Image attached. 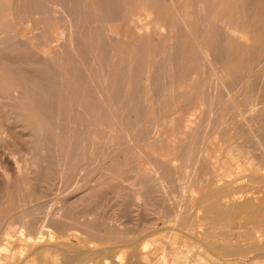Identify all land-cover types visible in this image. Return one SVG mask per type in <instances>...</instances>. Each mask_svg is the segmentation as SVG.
I'll use <instances>...</instances> for the list:
<instances>
[{"label": "rangeland", "instance_id": "374dc122", "mask_svg": "<svg viewBox=\"0 0 264 264\" xmlns=\"http://www.w3.org/2000/svg\"><path fill=\"white\" fill-rule=\"evenodd\" d=\"M212 1L0 0V42L11 45L0 88L36 79L37 117L54 127L44 154L12 149L0 132V152L8 145L28 163L26 175L0 181V264L264 263V238L245 258L228 253L238 242H221L264 233V0H223L219 22ZM19 31L47 62L14 49ZM235 195L259 204L243 230L236 216L207 214ZM22 225L44 242H20ZM180 239L185 259L171 248Z\"/></svg>", "mask_w": 264, "mask_h": 264}, {"label": "bare ground", "instance_id": "6f19581e", "mask_svg": "<svg viewBox=\"0 0 264 264\" xmlns=\"http://www.w3.org/2000/svg\"><path fill=\"white\" fill-rule=\"evenodd\" d=\"M188 1V0H187ZM229 1V0H228ZM226 2L227 1H225V3L223 2V0L221 1H219V2H215L216 4H217V12H216V14H215V16L218 18L217 19V21L219 20V16H221V14L223 13V11H225V8H226ZM188 3V2H187ZM212 3H214V1H212ZM214 3V4H215ZM185 5H187V4H185ZM187 6H190V5H187ZM191 6H193V5H191ZM230 6V5H229ZM206 10V9H205ZM181 12H182V10H181ZM191 12H192V10H191ZM153 13V12H152ZM207 13V12H206ZM214 13H215V11H214ZM213 13V14H214ZM196 15V14H195ZM184 16V15H183ZM211 16H212V14H211ZM31 17H32V15H31ZM171 17H173V16H171ZM205 17V16H204ZM180 18V17H179ZM184 18V17H183ZM24 19V18H23ZM173 19V18H172ZM222 19V18H221ZM5 20V19H4ZM164 20H165V18H164ZM222 20H224V19H222ZM31 21V20H30ZM157 21V20H156ZM165 22V21H164ZM169 22V21H168ZM192 22V21H191ZM219 22V21H218ZM6 23H7V21H6ZM221 24V23H220ZM227 24V23H226ZM226 24H224V25H226ZM229 24V23H228ZM209 25V24H208ZM16 26V25H15ZM215 26V25H214ZM222 26V25H221ZM148 27H150V26H148ZM216 27V26H215ZM233 26L231 25V28H232ZM14 28V27H13ZM116 28V27H115ZM114 28V29H115ZM119 28V27H118ZM128 28V27H127ZM126 28V29H127ZM183 28V27H182ZM187 28V27H186ZM17 29V28H16ZM141 29V28H140ZM2 30V29H1ZM142 31V30H141ZM144 31V30H143ZM148 31H149V29H148ZM163 31V30H162ZM5 32V31H4ZM161 32V31H160ZM164 32V31H163ZM162 32V33H163ZM173 32V31H172ZM240 32V31H239ZM20 31H19V34H17V35H14V37H13V47H14V49L15 50H22V49H24L25 51H26V53H27V59L28 60H30V62H31V64H39V63H44V62H47V60H48V58H46V56H45V58L44 59H42V56L43 55H41V53H40V51H39V48L34 44V42H32L31 41V39H25L24 37H22V36H20ZM55 34V33H54ZM166 34H168V32L166 33ZM227 34V33H226ZM232 34V33H231ZM234 34V33H233ZM56 35V34H55ZM55 35H53V36H55ZM121 35V34H120ZM124 35V34H123ZM239 36H240V34H238ZM242 36V35H241ZM30 37V36H29ZM56 37V36H55ZM150 37V36H149ZM243 37V36H242ZM134 38V37H133ZM154 38V37H153ZM147 39V38H146ZM240 39V38H239ZM133 40H135V39H133ZM138 40V39H137ZM140 40V39H139ZM244 40V39H243ZM38 41V40H37ZM47 41V40H46ZM54 41V40H53ZM52 41V42H53ZM11 42V41H10ZM37 43V42H36ZM48 43V42H47ZM73 43V42H72ZM40 44V43H39ZM51 44V43H50ZM53 45L54 44H56V43H52ZM59 44V43H58ZM49 45V44H48ZM10 46L11 45H9L8 43H4L3 41L2 42H0V59L1 60H6L7 59V50L10 48ZM56 46V45H55ZM12 47V48H13ZM50 47H51V45H50ZM49 47V48H50ZM54 47V46H53ZM154 47V46H153ZM226 47V46H225ZM55 48V47H54ZM51 49V48H50ZM58 49V48H57ZM56 49V50H57ZM60 49V48H59ZM48 50V49H47ZM54 52V51H53ZM62 52V51H61ZM49 53V52H48ZM51 53V52H50ZM25 56V55H24ZM20 58V57H19ZM18 58V59H19ZM13 60H15V59H13ZM69 64V63H68ZM43 67V66H42ZM43 69V68H42ZM25 70V69H24ZM41 70V69H40ZM43 70H45V69H43ZM1 71V70H0ZM34 76H35V74H34ZM34 78H37L36 76L34 77ZM49 84V83H48ZM92 90H94V89H92ZM43 91H42V89H41V87L39 86V84H38V82L36 81V79H32V81H31V84L29 85V86H17V87H13V88H9V89H4V90H2L1 88H0V108H1V112H0V132H3V134L4 135H8L9 137V139L11 140V141H9L10 142V144H11V142L13 143V146H12V149H13V147H14V145H15V147H18V146H20V148H18L19 150H21V152H23V150H24V148H26L25 146H30V151H31V154L34 152V151H38L39 153H42V154H44V153H47V152H49V148H48V144H46L45 143V140H44V138H51V134L54 132V127H53V123L51 122L52 121V118H50L49 119V116H48V118H47V120L46 121H44L45 120V118H44V122H46V124L45 123H42V122H40L39 121V119H38V117H37V111L40 109V103H41V101H40V97L42 98V96H43ZM49 93L50 92H47V94H48V97H49ZM47 97V96H46ZM31 100V103H30V105L28 106V110L27 111H23V112H21V110L18 108V104L20 103V102H22L23 100ZM46 99V98H45ZM44 99V100H45ZM50 99V98H49ZM46 102H48V101H46ZM51 102V101H50ZM99 103V102H98ZM100 104V103H99ZM104 105V104H103ZM19 106H20V104H19ZM31 106V107H30ZM47 106H48V104H47ZM81 106V105H80ZM84 107V106H83ZM100 107H98V109H99ZM235 108V107H234ZM238 108V107H237ZM86 110V109H85ZM104 111V110H103ZM101 111H99V113H100ZM53 114V113H52ZM49 115V114H48ZM101 117V116H100ZM98 122V121H97ZM189 122H191V121H189ZM58 124H60V122L58 123ZM66 124V123H65ZM62 125H64V124H62ZM192 125V124H191ZM61 126V125H60ZM61 127H64L63 128V130L65 129V126H61ZM60 127V128H61ZM69 127V126H68ZM101 127V126H100ZM166 127V126H165ZM58 128V127H57ZM56 128V129H57ZM60 128H58L59 130H60ZM70 128V127H69ZM1 130H3V131H1ZM103 130V129H102ZM187 130V129H186ZM62 131V130H61ZM64 132V131H63ZM96 132V131H95ZM3 135V136H4ZM141 137V136H140ZM6 138V137H5ZM113 138V137H112ZM106 139V138H105ZM2 140V139H1ZM3 140H4V138H3ZM7 140V139H6ZM216 140V139H215ZM217 141V140H216ZM111 142V141H110ZM48 143V142H47ZM6 144V143H5ZM8 144V143H7ZM111 144V143H110ZM85 145V144H84ZM94 145V144H93ZM8 146V145H7ZM7 146H6V148H4V152L2 151V156H1V158H0V181H13V180H15V178H17V175L18 176H24V175H26L27 174V172H28V163H26L27 161H24V160H21V159H19V157L17 156V154H15V152H13L12 150H10V149H8L7 148ZM111 146V145H110ZM1 147V146H0ZM235 147V146H234ZM2 148V147H1ZM17 149V148H16ZM93 149V148H92ZM69 150H70V148H69ZM63 151V150H62ZM238 151H240V149H238L237 150V152ZM25 152H26V150H25ZM230 152V151H229ZM232 152V151H231ZM37 153V152H36ZM233 153V152H232ZM25 155V154H24ZM244 155V154H243ZM242 155V156H243ZM246 156V155H245ZM28 158V157H27ZM30 158V157H29ZM33 158V157H32ZM234 158V157H233ZM247 158V157H246ZM245 158V159H246ZM81 159V158H80ZM85 159H86V157H85ZM119 159V158H118ZM248 159V158H247ZM207 160V159H206ZM217 160V159H216ZM234 160H236V159H234ZM33 161V160H32ZM48 160H46V162H47ZM156 161V160H155ZM154 161V162H155ZM30 162V161H29ZM38 162V161H37ZM157 162V161H156ZM218 162V161H217ZM226 162V161H225ZM48 163V162H47ZM148 163V162H147ZM163 163V162H162ZM162 163H160V164H162ZM177 161H176V163L174 162V164H176L177 165ZM219 163V162H218ZM227 163V162H226ZM49 164V163H48ZM164 164V163H163ZM174 164L172 163V165L174 166ZM45 165V164H44ZM143 165V164H142ZM168 165H169V163H168ZM171 165V166H172ZM219 165V164H218ZM144 166V165H143ZM165 166V165H164ZM170 166V167H171ZM225 166V165H224ZM33 167H35V164H33ZM148 167V166H147ZM169 167V166H168ZM169 167V168H170ZM146 168V167H145ZM173 168H175V167H173ZM201 168V167H200ZM32 169V168H31ZM148 169H150V167H148ZM136 170H138V169H136ZM151 170V169H150ZM154 170V169H153ZM153 170H151V171H153ZM170 170H171V168H170ZM173 170V169H172ZM3 171V172H2ZM31 171V170H30ZM146 171V170H145ZM148 171V170H147ZM174 171V170H173ZM231 171V170H230ZM32 172H33V170H32ZM169 172V174H170V171H168ZM181 172V171H180ZM114 173V172H113ZM144 173V172H143ZM176 173V172H175ZM230 173V172H229ZM231 173H232V171H231ZM230 173V174H231ZM235 175V174H234ZM35 176V175H34ZM146 176V175H145ZM221 176V175H220ZM118 177V176H117ZM20 178V177H19ZM34 178V177H33ZM101 178V177H100ZM230 178V177H229ZM32 180V179H31ZM231 180V179H230ZM20 181H22V179L20 180ZM77 181V180H76ZM82 181V180H81ZM221 181H222V179H221ZM224 181V180H223ZM216 182H217V180H216ZM230 182V181H229ZM222 183V182H221ZM228 183V182H227ZM236 183V182H235ZM240 182H238V183H236V184H239ZM203 184H205V183H203ZM219 184H220V182H219ZM235 184V185H236ZM241 184V183H240ZM78 185V184H77ZM80 186V185H79ZM237 186V185H236ZM201 187V186H200ZM73 188V187H72ZM193 189V194H194V188H192ZM203 189V188H202ZM220 189V188H219ZM187 190H188V188H187ZM201 190V189H200ZM207 190V189H206ZM91 191V190H90ZM218 191H221V190H218ZM186 192V191H185ZM190 192H191V189H190ZM205 192V191H204ZM216 192H217V190H216ZM90 193V192H89ZM191 193V194H192ZM196 193V192H195ZM139 194H141V193H139ZM190 194V195H191ZM199 194V193H198ZM201 194V193H200ZM211 194H213V193H211ZM225 194H227V193H225ZM235 194V193H234ZM260 194V193H259ZM149 195V194H148ZM186 195H187V192H186ZM232 195V194H231ZM208 196H210V195H208ZM220 196V195H219ZM222 196H223V194H222ZM228 196V195H227ZM236 196V195H235ZM235 196H234V198H228V197H226V199H224V201L222 200V201H220L219 203H215L214 205H212L211 206V208L209 209V211H208V215H213L215 218H218L219 220H224V219H227L228 217H231V216H236L237 217V221H238V226H239V228H242V230H243V228L245 229V226H246V224H247V221L249 220V219H251L252 217H253V215H254V210L253 209H255V208H258V206H259V204H256L254 201H244L243 203H242V200L241 199H243L244 197H242L241 198V196H239L240 197V200H239V198H237V196H236V198H235ZM84 197V196H83ZM258 197H259V195H258ZM133 198V197H132ZM138 198V197H137ZM186 198V197H185ZM184 198V199H185ZM189 198H192V196L191 197H189ZM198 198H199V196H198ZM197 198V199H198ZM223 198V197H222ZM225 198V197H224ZM136 199V198H135ZM214 199V198H213ZM212 199V200H213ZM246 199H248V197H246ZM250 199V198H249ZM255 199H256V197H255ZM176 200V199H175ZM189 200V199H188ZM192 200V199H191ZM207 200V199H206ZM254 200V199H253ZM136 201V200H135ZM144 201V200H143ZM196 201V200H195ZM261 201V200H260ZM259 201V202H260ZM26 202V201H25ZM137 202V201H136ZM184 202V201H183ZM70 203V202H69ZM190 203V202H189ZM209 203H210V201H209ZM208 203V204H209ZM73 204V203H72ZM148 204V203H147ZM184 204V203H183ZM190 204H192V203H190ZM206 204V203H205ZM189 205V204H188ZM193 205H195L194 203H193ZM197 206H199V204L197 205ZM260 206H261V208H259V209H257V212L258 213H261L262 211H264V199L262 200V203L260 204ZM184 207H186V206H184ZM189 207V208H188ZM187 208L188 209H190L191 207H190V205L188 206ZM196 207V206H195ZM197 208V207H196ZM181 209V208H180ZM185 210V209H184ZM183 210V211H184ZM191 210V209H190ZM203 210V209H202ZM208 210V209H207ZM253 210V211H252ZM197 211H198V209H197ZM201 211V210H200ZM86 213V212H85ZM184 213H185V211H184ZM192 213H194L193 212V209H192ZM203 213V212H202ZM200 214H201V212H200ZM194 215V214H193ZM196 215V214H195ZM199 215V214H198ZM183 216H185V214L183 215ZM194 217V216H193ZM197 217V216H196ZM259 217V216H258ZM52 218V217H51ZM59 218V217H58ZM106 218H108V217H106ZM152 218V217H151ZM176 218V217H175ZM181 218V217H180ZM195 218V217H194ZM169 219V218H168ZM179 219V218H178ZM185 219H187L186 218V216H185ZM257 219V218H256ZM255 219V220H256ZM45 220V219H44ZM54 220V219H53ZM52 220V221H53ZM188 220V219H187ZM187 220H186V222H187ZM205 220H207V219H205ZM251 220H253V219H251ZM260 220V219H259ZM66 221V220H65ZM114 221V220H113ZM167 221V220H166ZM254 221V220H253ZM95 222V221H94ZM168 222H170L169 220H168ZM185 222V221H184ZM219 222V221H218ZM256 222H258V221H256ZM261 222V221H260ZM28 223V222H27ZM54 223V222H53ZM58 223V222H57ZM172 223V222H171ZM254 223V222H253ZM11 224V223H10ZM55 224V223H54ZM188 224V223H187ZM200 224V223H199ZM51 225V224H50ZM60 225V224H59ZM191 225V224H190ZM193 225V224H192ZM202 225V224H201ZM13 226V225H12ZM11 226V227H12ZM32 226V225H31ZM117 226V225H116ZM260 226V225H259ZM10 227V226H9ZM14 227H15V225H14ZM25 227V226H24ZM23 227V225H22V227H21V230H20V232H21V236H23L24 235V237H25V240L24 241H20V242H25L26 244H29V246L30 245H32V244H34L35 242V244H38V243H41V242H44L43 241V238H34L33 236H31V235H26V234H23L22 232H24L25 231V228ZM33 227V226H32ZM39 227V226H38ZM49 227V226H48ZM254 227V226H253ZM42 228V227H41ZM45 229L47 228L46 226L44 227ZM64 228H65V226H64ZM188 228V227H187ZM186 228V229H187ZM193 229H191V233H193V232H195L194 231V229L196 228V226H195V228L194 227H192ZM198 228V227H197ZM199 228H200V226H199ZM256 228V227H255ZM263 228V227H262ZM181 229V228H180ZM229 229V228H228ZM8 230V229H7ZM6 230V231H7ZM11 230H13V229H11ZM38 230V229H37ZM47 230H48V228H47ZM65 230V229H64ZM179 230V229H178ZM196 230V229H195ZM201 230V229H200ZM241 230V229H240ZM257 230V229H256ZM261 230V229H260ZM5 231V235H6V237H9V238H12L11 240H13V241H11V243H13L14 242V236L12 237L11 235H10V232H6ZM29 231V230H28ZM43 231V230H42ZM49 231H50V228H49ZM190 231V230H189ZM193 231V232H192ZM231 231V230H230ZM19 232V233H20ZM175 232V231H174ZM232 232V231H231ZM261 232H263L262 230L261 231H250V229H249V231H245L244 230V232H242V236L241 237H231L230 238V236H229V238L228 239H224V240H222L221 242H224V243H235L234 245H236V242H238L239 243V245L238 246H236V247H233V250L232 251H229L228 253L229 254H231V255H233V254H237L236 256H241L242 258H245L246 256H248L250 253H251V251H252V249H254L255 247H258V246H260L261 245V242H263V238H264V236L262 235V234H264V233H261ZM12 233V232H11ZM29 233H31V232H29ZM51 233V239H52V241L54 242H56L57 240V236L58 235H56L54 232H53V230H52V232H50ZM196 233V232H195ZM38 234V233H37ZM221 234V233H220ZM19 235V234H18ZM18 235H16V236H18ZM82 235V234H81ZM190 235V234H189ZM218 235V234H217ZM223 235V234H222ZM4 236V235H3ZM11 236V237H10ZM15 236V237H16ZM21 236H19L17 239L18 240H20L21 238ZM70 236V235H69ZM68 236V237H69ZM76 236V235H75ZM173 236V235H172ZM177 237V235H174V237ZM226 236V235H225ZM5 237V236H4ZM3 237V238H4ZM63 237H64V235H63ZM66 237V236H65ZM67 237V238H68ZM80 237V236H79ZM174 237L172 238V239H174ZM223 237V236H222ZM20 238V239H19ZM48 238V237H47ZM47 238H46V240H47ZM202 238V237H201ZM206 238V237H205ZM7 239V238H6ZM5 239V240H6ZM79 239V238H78ZM84 239V238H83ZM82 239V240H83ZM176 239V238H175ZM222 239V238H221ZM8 240H10V239H8ZM203 240V239H202ZM211 240H212V238H211ZM7 241V240H6ZM61 241V240H60ZM155 241V240H154ZM16 242H18V241H16ZM19 242V243H20ZM46 242V241H45ZM54 242V243H55ZM135 242V241H134ZM157 242V241H156ZM155 242V244H157ZM50 243V242H49ZM57 243H59L58 241H57ZM147 243V242H146ZM161 243V242H160ZM180 243H182V241H181V239L180 240H178L177 242H174V243H172L175 247H171L172 249L173 248H175V249H173V251L174 252H176L177 254L176 255H181L182 257H183V254H181L183 251H181L180 249H179V247H178V245L180 244ZM14 244V243H13ZM24 244V243H23ZM22 244V245H23ZM25 244V246H27ZM34 244V245H35ZM42 244V243H41ZM52 244V243H51ZM92 244V243H91ZM165 244V243H164ZM163 244V245H164ZM184 244V251L185 252H188V254H190V252L188 251V248H187V246L185 245L186 243L184 242L183 243ZM8 245H9V243H8ZM11 245V244H10ZM158 245H161V244H158ZM166 245V244H165ZM165 245H164V247H165ZM222 245V244H221ZM35 246H37V245H35ZM39 246V245H38ZM162 246V245H161ZM16 247V246H15ZM23 247H24V245H23ZM22 246H21V248H23ZM160 247V246H159ZM167 247V246H166ZM2 248V249H1ZM0 248V251L1 250H3L4 249V252L6 251L7 252V248L5 249L4 247H3V245H2V247ZM20 248V249H21ZM30 248V247H29ZM154 248V247H153ZM152 248V249H153ZM199 248V247H198ZM220 248H221V246H220ZM219 248V249H220ZM10 248H8V250H9ZM19 249V250H20ZM26 249V248H25ZM28 249V248H27ZM26 249V250H27ZM140 249V248H139ZM171 249V250H172ZM218 249V248H217ZM11 250V249H10ZM16 250V249H15ZM22 250V249H21ZM154 250V249H153ZM158 250V249H157ZM165 250L167 251L168 250V248L166 249L165 248ZM148 251H150V244L149 243H147V244H145L143 247H142V249H141V253H144V252H148ZM162 251V250H161ZM169 251V250H168ZM172 251V256H174L173 255V252ZM191 251V250H190ZM218 251V250H217ZM3 252V251H2ZM9 252V251H8ZM15 252V251H14ZM14 252H13V254H14ZM140 252V251H139ZM138 252V253H139ZM157 252V251H156ZM170 252V251H169ZM168 252V253H169ZM10 253V252H9ZM140 253V254H141ZM152 253V252H151ZM261 253V252H260ZM264 253V252H263ZM2 254V253H1ZM8 254V253H7ZM140 254H139V256H140ZM154 254V253H153ZM164 254V253H163ZM171 254V253H170ZM222 254V253H221ZM256 255H257V252L255 253ZM136 255V254H135ZM141 255H143V254H141ZM146 254H144V256H145ZM185 255V254H184ZM251 255V254H250ZM261 255V254H260ZM3 257H4V255H2ZM1 256V257H2ZM9 256H10V254H9ZM138 256V255H137ZM180 256V258L183 260V258L185 259L186 258V256H184L183 258ZM190 256V255H189ZM230 256V255H229ZM259 256V255H258ZM262 256H263V254H262ZM0 257V258H1ZM7 257H8V255H7ZM11 257H13L14 258V255H12L11 254ZM20 257V256H19ZM28 257V256H27ZM122 257V256H121ZM178 257V256H177ZM253 257V256H252ZM251 257V258H252ZM255 257V256H254ZM260 257V256H259ZM55 258V257H54ZM148 258V255H146V258L145 259H147ZM175 258V257H174ZM179 258V257H178ZM191 258V257H190ZM190 258H188V260L190 259ZM198 258V257H197ZM3 259V258H2ZM166 259V258H165ZM173 259V258H172ZM193 259V258H192ZM219 259V258H218ZM4 260V259H3ZM13 260V259H12ZM142 260V259H141ZM148 260H149V258H148ZM191 260V259H190ZM256 260V259H255ZM255 260H253V261H255ZM262 260V259H261ZM59 261V260H58ZM57 261V262H58ZM120 261H122V260H120ZM192 261V260H191ZM204 261V260H203ZM4 262V261H3ZM106 262V261H105ZM220 262V261H219ZM0 263H2L1 261H0ZM139 263V262H138ZM137 263V264H138ZM221 263V262H220ZM230 263V262H229ZM237 262H232V264H236ZM106 264H109V263H107L106 262ZM237 264H239V263H237ZM264 264V263H263Z\"/></svg>", "mask_w": 264, "mask_h": 264}]
</instances>
